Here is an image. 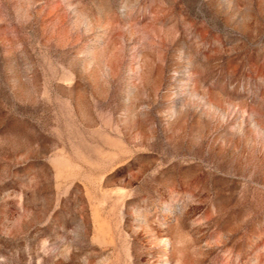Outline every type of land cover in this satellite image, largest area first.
<instances>
[{"label":"rangeland","instance_id":"obj_1","mask_svg":"<svg viewBox=\"0 0 264 264\" xmlns=\"http://www.w3.org/2000/svg\"><path fill=\"white\" fill-rule=\"evenodd\" d=\"M0 264H264V0H0Z\"/></svg>","mask_w":264,"mask_h":264}]
</instances>
